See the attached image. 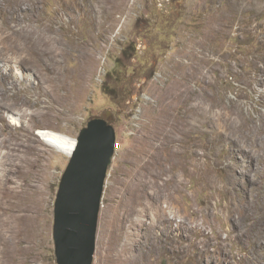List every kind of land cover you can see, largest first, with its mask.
Instances as JSON below:
<instances>
[{
	"label": "rangeland",
	"instance_id": "374dc122",
	"mask_svg": "<svg viewBox=\"0 0 264 264\" xmlns=\"http://www.w3.org/2000/svg\"><path fill=\"white\" fill-rule=\"evenodd\" d=\"M94 117L92 264H264V0H0V264H57L38 131Z\"/></svg>",
	"mask_w": 264,
	"mask_h": 264
},
{
	"label": "water",
	"instance_id": "95a60500",
	"mask_svg": "<svg viewBox=\"0 0 264 264\" xmlns=\"http://www.w3.org/2000/svg\"><path fill=\"white\" fill-rule=\"evenodd\" d=\"M114 128L94 117L75 138L54 200L57 264H92L101 197L113 157Z\"/></svg>",
	"mask_w": 264,
	"mask_h": 264
},
{
	"label": "bare ground",
	"instance_id": "6f19581e",
	"mask_svg": "<svg viewBox=\"0 0 264 264\" xmlns=\"http://www.w3.org/2000/svg\"><path fill=\"white\" fill-rule=\"evenodd\" d=\"M38 134H39V136H41V138L46 143H48L49 145L53 146L58 151H61L62 153L66 154V155H70L71 151L74 148L75 138H73V137L63 135V134H59L57 132H54V131L48 130V129H43V130L40 129L38 131ZM2 192H3V189L1 188L0 193H2ZM10 224H11V221H10ZM0 225L6 226L7 229L9 228L7 219L0 221Z\"/></svg>",
	"mask_w": 264,
	"mask_h": 264
},
{
	"label": "built area",
	"instance_id": "2783aa9c",
	"mask_svg": "<svg viewBox=\"0 0 264 264\" xmlns=\"http://www.w3.org/2000/svg\"><path fill=\"white\" fill-rule=\"evenodd\" d=\"M119 146H120V143H119V141L115 144V145H113V149L115 150V149H119Z\"/></svg>",
	"mask_w": 264,
	"mask_h": 264
},
{
	"label": "trees",
	"instance_id": "16d2710c",
	"mask_svg": "<svg viewBox=\"0 0 264 264\" xmlns=\"http://www.w3.org/2000/svg\"><path fill=\"white\" fill-rule=\"evenodd\" d=\"M107 92V91H106Z\"/></svg>",
	"mask_w": 264,
	"mask_h": 264
}]
</instances>
